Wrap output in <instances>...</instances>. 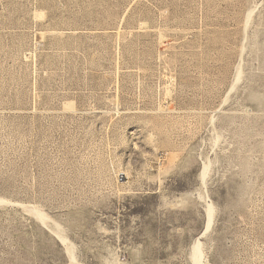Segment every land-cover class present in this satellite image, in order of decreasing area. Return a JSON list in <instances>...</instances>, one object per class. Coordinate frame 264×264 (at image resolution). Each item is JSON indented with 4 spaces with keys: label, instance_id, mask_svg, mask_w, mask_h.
<instances>
[{
    "label": "rangeland",
    "instance_id": "obj_1",
    "mask_svg": "<svg viewBox=\"0 0 264 264\" xmlns=\"http://www.w3.org/2000/svg\"><path fill=\"white\" fill-rule=\"evenodd\" d=\"M193 254L264 264V0H0V264Z\"/></svg>",
    "mask_w": 264,
    "mask_h": 264
},
{
    "label": "bare ground",
    "instance_id": "obj_2",
    "mask_svg": "<svg viewBox=\"0 0 264 264\" xmlns=\"http://www.w3.org/2000/svg\"><path fill=\"white\" fill-rule=\"evenodd\" d=\"M210 208H211V207H210ZM206 211H207V210H206ZM211 215H212V214H211ZM208 216H209V217L206 216V217L208 218V219H207L208 221L205 222L206 225H207V226H206L207 228H205V229H208V227H209L210 224H211L210 221H211V218H212V217H210L209 212H208ZM209 223H210V224H209ZM208 225H209V226H208ZM204 231H205V230H204ZM204 231H203V232H204ZM197 246H198V245H197ZM195 249H196V247L194 248V250H195ZM195 251H196V253H197V250H195ZM193 256H194V257H193V262H194L195 264H199V261H200V260H199V254H198V255H194V254H193Z\"/></svg>",
    "mask_w": 264,
    "mask_h": 264
}]
</instances>
